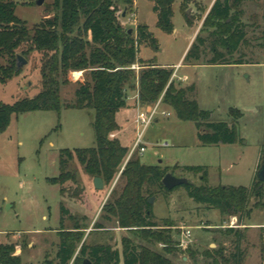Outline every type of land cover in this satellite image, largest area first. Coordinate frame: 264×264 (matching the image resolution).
<instances>
[{"label":"rangeland","instance_id":"374dc122","mask_svg":"<svg viewBox=\"0 0 264 264\" xmlns=\"http://www.w3.org/2000/svg\"><path fill=\"white\" fill-rule=\"evenodd\" d=\"M135 1L128 9L119 7L116 18L125 32L131 31L129 35L132 38H135L136 27L143 25L155 39L156 51L147 45L138 48L140 60L153 61L158 69H171L172 76L176 71L170 81L182 87L193 85L195 91L189 96L190 99L197 102L200 110L210 113L212 122L231 124L236 121L238 140L229 146L202 147L197 140L195 125L179 121L174 112L161 103L160 111L169 116L159 117L146 129L141 139L144 152L139 154L135 151L132 155L145 166L204 167L209 187L249 188L264 156V46L263 49L259 48V45H264V0H247L242 5L241 21L245 26L246 43L231 57L221 52L226 60L243 63L228 66L204 65L212 57L211 41L208 32L200 30L211 0H197L196 5L188 8L186 14L194 20L192 26L186 24L179 10V0H175L171 34L157 28V16L151 2ZM35 2L15 0V16L26 24L29 38L40 22L54 17L52 0H44L41 6ZM196 35L205 40L204 55L198 62L186 64L184 58ZM18 57L25 62L19 68ZM13 58L19 74L5 83L0 82V103L8 106L30 99L39 92L40 65L44 60L43 54L34 51L30 40L15 50ZM8 63V58H3L0 67H7ZM140 71H134V82L124 92L127 99L132 98L131 103L135 108L132 116L134 127L128 128V134L124 136L123 133L121 137V143L129 147L125 163L132 156L130 151L136 140V111L138 107L143 109L138 102ZM87 74L83 73L81 82ZM74 77L75 80L80 79V73L74 72ZM179 77L181 80H178ZM75 80L73 73H70L68 83L61 87L62 103L74 101L75 91L81 83ZM93 119L94 112L91 110L61 109L59 113L13 115L9 126L0 135V243L18 247L21 264H55L61 204L74 219L73 222L66 220L64 229L74 226L81 228L83 241L89 246L109 245L121 253V241L127 238L134 245L146 246L158 252L171 264H211L205 253L215 251L222 253L226 259L237 254L234 244L236 237L226 235L230 219L195 204L186 196L183 188H177L165 198H149L153 199L150 205L154 222L163 229L165 224L170 226L165 229L171 238L172 243L168 248L172 252L165 254L164 245L148 246L134 238L128 230L120 229L115 221L103 222L102 208L113 189L122 185L119 182L121 172L110 186H104L99 192L101 201L100 198H92L95 195L91 194L92 178L85 175L77 163L69 169L75 175L77 185L65 182L62 189L67 191L66 194L62 196L60 187L50 185L48 179L57 178L60 173V151L95 147ZM174 176L200 185L198 176L180 170L174 171ZM76 189L86 191L88 207L85 208L84 197L78 201L68 198V193ZM253 204L254 200H251L242 223L235 218L236 228L233 230L240 231L242 235L238 244V251L243 255L242 264H264V211L254 210ZM95 224H102L104 228L95 230ZM185 230L191 234V244L186 250H180L178 243ZM216 257L213 255V258ZM229 264H233L232 260Z\"/></svg>","mask_w":264,"mask_h":264},{"label":"trees","instance_id":"16d2710c","mask_svg":"<svg viewBox=\"0 0 264 264\" xmlns=\"http://www.w3.org/2000/svg\"><path fill=\"white\" fill-rule=\"evenodd\" d=\"M135 0H52L53 19H44L33 30L29 38L26 24L15 16V0H0V60L8 58L10 64L0 67V82L5 83L19 74L13 58L15 50L25 42L30 43L36 53L43 54L40 65L41 83L39 92L30 99L16 102L12 106L0 103V135L9 126L11 117L35 112H55L64 110H91L94 112L92 129L95 147L84 150H62L59 153V176L48 179V183L62 189L65 182L77 185L75 175L69 169L77 163L84 174L92 178H100L103 186H110L120 173V187L114 188L102 208L104 223L115 221L120 229L128 230L134 238L148 246L162 244L163 252L170 254L168 248L171 238L165 228L154 222L152 206L149 198L167 197L177 188L166 190L161 181L174 171L198 176L200 185L192 183L181 186L186 196L195 204L203 205L209 210L217 211L222 217L236 218L240 223L247 216L251 200L252 208L264 211V184L257 178L249 188L243 187H209L207 170L204 167L162 168L145 166L133 155L125 163L129 149L110 136L119 131L116 114L126 107L125 89L133 84L134 71L131 65L141 67L139 73V104L142 108L154 105L160 97L161 103L170 108L176 118L182 122H191L197 130L200 146H229L237 143L236 121L212 122L210 113L199 109L197 102L190 99L194 93L193 85L182 87L170 81L173 70L158 69L153 61L144 62L138 58V48L150 46L154 51L157 44L153 36L143 25L136 27L135 38H132L119 25L116 13L119 7L128 9ZM153 4L157 16V28L166 34L173 32L171 19L172 6L175 0H148ZM197 0H181L180 13L186 24L192 26L194 20L186 11ZM247 0H215L205 16L201 31L208 32L212 57L204 65H240L242 61L230 62L221 51L231 57L246 43L245 26L241 19L242 5ZM261 1V0H257ZM86 38H89L88 41ZM205 40L196 35L184 62H198L204 55ZM263 44L259 48L263 49ZM202 48V49H201ZM14 59V61H13ZM82 72L85 80L78 85L74 101L62 103L61 87L68 83L70 73ZM87 78V79H86ZM125 163V164H124ZM120 185V184H119ZM179 188V187H178ZM100 191H93L92 198H100ZM69 199L80 200L86 191L76 189L68 193ZM96 196V197H94ZM83 199V198H82ZM74 221L64 206L60 205L59 244L55 256V264H171L161 254L142 245H134L129 239L121 241L122 252L113 250L109 245L96 244L89 246L83 241L81 228L64 229L65 221ZM102 224H95V230H101ZM155 229V230H153ZM226 235L236 237L237 254L226 259L218 251L205 253L211 264H242L243 255L239 252L241 242L240 231L227 229ZM18 247L13 244H0V264H21ZM216 255V258H213Z\"/></svg>","mask_w":264,"mask_h":264},{"label":"built area","instance_id":"2783aa9c","mask_svg":"<svg viewBox=\"0 0 264 264\" xmlns=\"http://www.w3.org/2000/svg\"><path fill=\"white\" fill-rule=\"evenodd\" d=\"M129 69L132 71H139L142 68L139 67L137 64H134V65H131L129 67ZM175 74H176V71H175L174 75L172 76V78L175 77ZM73 79L75 80L74 73H73ZM178 80H181V79L178 78ZM134 99H136V101L138 100V98H134ZM160 106H161V99L152 106H148V107H145L143 109H140L138 107V109L136 111V115H135V121H134L135 126H136V140H135V142L131 148L130 156L135 151H138L139 154L144 152V147L141 144V139H142V136H143L144 132L146 131V129L152 123L156 122L159 117H168L169 116L168 113H166L164 111H160ZM226 228L235 229L236 228V219L230 218V221H229ZM190 244H191V234L188 230H185L181 234V239L178 243V248L180 250H186Z\"/></svg>","mask_w":264,"mask_h":264},{"label":"water","instance_id":"95a60500","mask_svg":"<svg viewBox=\"0 0 264 264\" xmlns=\"http://www.w3.org/2000/svg\"><path fill=\"white\" fill-rule=\"evenodd\" d=\"M43 2H44V0H36L35 4L37 6H41L43 4ZM130 33H131V31L128 32V34H130ZM17 61H18V68L21 65H24V63H25L20 57L17 58ZM256 178L258 179L259 182L264 184V156L262 158L261 167H260L259 171L256 174ZM190 183H192V182H190L186 178H178V177H175L174 175H171V174L165 175V177L161 181L162 186L166 190H169V191H171V190H173L175 188L190 184ZM92 186H93V189L95 191H102L103 188H104L103 182H102V180L100 178H94L92 180ZM152 200L153 199H150L148 201V203L151 204Z\"/></svg>","mask_w":264,"mask_h":264},{"label":"crops","instance_id":"0c3cea01","mask_svg":"<svg viewBox=\"0 0 264 264\" xmlns=\"http://www.w3.org/2000/svg\"><path fill=\"white\" fill-rule=\"evenodd\" d=\"M214 1L215 0H211L210 1V4H209L208 9H207V12L211 8V6L214 3ZM135 2H137V0ZM178 2L180 4L181 0H179ZM138 58H139V56H138ZM177 67H178V65H177ZM79 73H80V79H76L75 81L81 82L83 80V73L82 72H79ZM179 79H180V77H179ZM131 101H133L132 98H128L126 100V107L121 109L116 114L115 120H116L117 125L119 126V131L116 132L114 135L110 136L111 138H115V139L119 140L120 143H121L122 134L125 133L124 136L127 135L128 131H129L128 128L134 127V125H133L134 123L132 121L133 120L132 116L135 113V108H134V103H131ZM128 124H131V125H128ZM121 145L123 147L127 148V149L129 148L128 146H124L122 143H121ZM17 256H18V252H17Z\"/></svg>","mask_w":264,"mask_h":264}]
</instances>
